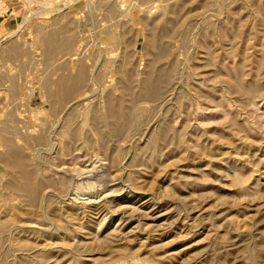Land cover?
<instances>
[{
  "label": "rangeland",
  "instance_id": "rangeland-1",
  "mask_svg": "<svg viewBox=\"0 0 264 264\" xmlns=\"http://www.w3.org/2000/svg\"><path fill=\"white\" fill-rule=\"evenodd\" d=\"M0 264H264V0H0Z\"/></svg>",
  "mask_w": 264,
  "mask_h": 264
},
{
  "label": "bare ground",
  "instance_id": "bare-ground-1",
  "mask_svg": "<svg viewBox=\"0 0 264 264\" xmlns=\"http://www.w3.org/2000/svg\"><path fill=\"white\" fill-rule=\"evenodd\" d=\"M243 185V184H242Z\"/></svg>",
  "mask_w": 264,
  "mask_h": 264
}]
</instances>
